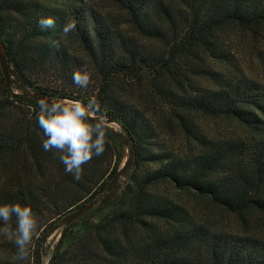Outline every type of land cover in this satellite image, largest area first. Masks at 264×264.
Returning <instances> with one entry per match:
<instances>
[{
	"label": "trees",
	"instance_id": "obj_1",
	"mask_svg": "<svg viewBox=\"0 0 264 264\" xmlns=\"http://www.w3.org/2000/svg\"><path fill=\"white\" fill-rule=\"evenodd\" d=\"M103 1L113 11L94 0H0L11 82L56 100L95 98L132 141L125 182L70 223L52 264H264V84L236 75L224 48L229 28L262 36L264 0ZM42 17L55 27L42 31ZM69 22L76 28L65 35ZM85 70L87 89L72 78ZM0 76L7 103L39 110L38 99L10 95ZM200 117L230 121L235 130L210 134ZM37 118L0 126V165H22L15 183L0 185V205L30 206L39 220L30 260L17 261L7 241L0 264H45L43 240L71 210L101 195L122 161V146L106 133V151L74 180L60 154L43 149ZM176 131L185 150L163 139ZM210 207L245 227L252 215L260 232L228 231L198 216Z\"/></svg>",
	"mask_w": 264,
	"mask_h": 264
},
{
	"label": "clouds",
	"instance_id": "obj_2",
	"mask_svg": "<svg viewBox=\"0 0 264 264\" xmlns=\"http://www.w3.org/2000/svg\"><path fill=\"white\" fill-rule=\"evenodd\" d=\"M41 30L55 27L52 17H42L39 21ZM76 28L75 22L66 23L62 32L66 35ZM56 45V42H52ZM73 82L80 88L87 89L91 81L88 71L73 73ZM37 122L42 129L45 151L59 153V159L65 172L74 180L82 178L83 166L93 157L103 155L106 151V133L111 127L107 117L101 112L95 98L85 104L80 100H49L41 98L38 102ZM15 218V226L11 223ZM39 220L32 207L27 205H0V235L16 246L15 259L29 261L31 245L37 234Z\"/></svg>",
	"mask_w": 264,
	"mask_h": 264
},
{
	"label": "rangeland",
	"instance_id": "obj_3",
	"mask_svg": "<svg viewBox=\"0 0 264 264\" xmlns=\"http://www.w3.org/2000/svg\"><path fill=\"white\" fill-rule=\"evenodd\" d=\"M96 3H99L101 6L105 5V10H112L109 4H106L103 0H94ZM113 11V10H112ZM225 42L228 47H224L228 51L234 55L236 61H234L235 65L233 67L234 73L239 75L240 72L245 74L246 76L252 77L257 79L258 81L264 84V33L259 38H252L250 35L240 32L238 30L229 28L224 33ZM212 62V61H211ZM1 71V70H0ZM199 81L205 85L209 84V80L205 78H200ZM4 84L1 80L0 76V102L4 105V108L0 110V126L6 125L14 122L17 119H20L24 116H30L31 114L39 115V110L34 112L33 109H28L25 106L19 104L18 102H12L9 100L7 103L5 99H9L8 94L4 90ZM11 88L15 92H24L28 90H24L22 87L18 86L17 83H12ZM62 100H69V99H62ZM199 122L201 123V127L204 131H207L210 134L220 135V134H227L232 133L235 130V126L232 122L227 120H216L213 118L208 117H200ZM110 124L118 129L121 130L120 126L117 123L110 122ZM177 134L169 136L168 134L163 135V139L172 147L177 150L184 149V140L181 136ZM122 164L124 158L126 157V148L122 147ZM23 156H20V159L23 160ZM28 164V163H27ZM22 165L20 162L17 161L15 166L9 167L4 169L0 165V185L3 184H13L15 183V178L13 177V172L20 169ZM29 169V170H28ZM22 170V169H21ZM29 172L30 168L26 166L25 172ZM12 173V174H11ZM20 173V172H19ZM23 173V172H21ZM125 182L124 173L117 178L115 183L112 185L113 187H119L123 185ZM164 192L168 193L169 195L174 196L176 199L181 201H188V196L180 191L172 190L169 186H162ZM191 203V202H190ZM198 216L205 219L208 222L214 223L218 226H222L226 228L228 231H241L240 229H247L248 231H255L260 232V227L257 225V222L254 219V216H250L249 226H241L238 221L235 219L234 216L221 213L220 211L216 210L213 207L210 209H200ZM62 230L61 220L57 222V227L53 229L43 240L42 242V255L41 258L46 263L51 255L52 248L54 247L56 241L58 240L60 233ZM8 240L0 235V243H6Z\"/></svg>",
	"mask_w": 264,
	"mask_h": 264
},
{
	"label": "water",
	"instance_id": "obj_4",
	"mask_svg": "<svg viewBox=\"0 0 264 264\" xmlns=\"http://www.w3.org/2000/svg\"><path fill=\"white\" fill-rule=\"evenodd\" d=\"M11 69L12 68L9 64L8 59H7L4 44L0 39V70H1V73H2L3 78H4L5 86L8 89L10 95H12L14 97H20V98L21 97H33V98H36L38 100H40L41 98H47L49 100H52V98L42 96V95H37L35 92H32V91H26V92H22V93L13 91L11 88V84H12V82H11L12 81ZM107 133H109L113 137V139H115L122 147L126 148V157L124 158L122 164L118 168L117 172L113 175V177L109 181L106 189L104 190V192L101 195L94 198L93 200H91L88 203H84V204H81V205L75 207L61 220L62 230H61L60 236H59L58 240L56 241L54 247L52 248L51 255L45 264H52L53 263V261L55 259L56 252L59 249L61 241H62L70 223L73 220H75L76 218H78L79 216H81L84 212H86L87 210H89L90 208H92L93 206L98 204L99 202H101L108 195V193L111 190L112 185L115 183L117 178L119 176H121L128 168H130L132 163H133L134 155H133V152L131 149L132 141L129 139V137H127V135H125L121 130L114 128L112 125L107 130Z\"/></svg>",
	"mask_w": 264,
	"mask_h": 264
}]
</instances>
